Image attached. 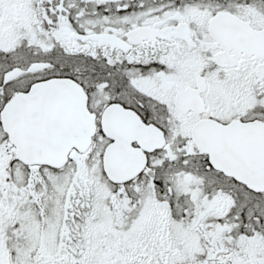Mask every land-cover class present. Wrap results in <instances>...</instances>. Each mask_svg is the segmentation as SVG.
<instances>
[{
  "label": "snow or ice",
  "instance_id": "obj_1",
  "mask_svg": "<svg viewBox=\"0 0 264 264\" xmlns=\"http://www.w3.org/2000/svg\"><path fill=\"white\" fill-rule=\"evenodd\" d=\"M0 264H264V0H0Z\"/></svg>",
  "mask_w": 264,
  "mask_h": 264
}]
</instances>
